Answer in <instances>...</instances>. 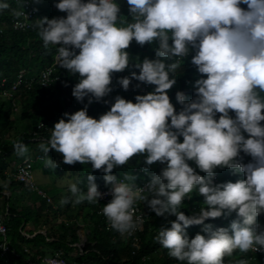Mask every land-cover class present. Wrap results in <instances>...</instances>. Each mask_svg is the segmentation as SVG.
<instances>
[{
	"label": "clouds",
	"instance_id": "9594fccd",
	"mask_svg": "<svg viewBox=\"0 0 264 264\" xmlns=\"http://www.w3.org/2000/svg\"><path fill=\"white\" fill-rule=\"evenodd\" d=\"M16 4L12 27L20 22L18 28H32L36 20L32 3L16 0ZM8 7L0 3V9ZM55 7L65 17H44L35 24L44 47L52 46L50 63L33 76L29 70L19 69L10 85L4 86L3 79L0 101L5 105L17 99L21 108L15 96L20 87L41 89L58 82L63 118L57 111L52 123L37 122L25 142L18 135H4L0 153L9 142L10 151L19 155L11 164L19 157L30 163L46 159L45 167L56 168L63 157L65 164L91 163L94 170H102L105 183L111 184L105 188L112 187V199L101 210L109 225L103 228L124 237L140 226L138 248L128 241L123 259L140 252L139 235L147 222L145 203L157 216L175 215L154 239L178 261L224 264V258L235 250L264 255V0H58ZM129 14L130 20L126 19ZM153 42L157 44L155 59L151 53L133 58L139 49L135 43ZM191 55V63L201 74L194 83L195 91L167 92L175 84L177 70ZM66 69L79 75L73 89L61 84ZM131 80L136 85L135 100L111 92L116 87L127 91ZM193 94L195 98L190 97ZM110 99L115 102L107 111ZM49 102L44 100L43 105ZM40 123L46 127L42 134L50 137L31 141L33 132L41 130ZM28 149L33 153L24 156ZM241 152L252 160L244 163ZM38 153L44 154L41 160L34 159ZM138 154H145L146 165L160 162L164 168L147 178V167L138 169V176L112 174L114 167L127 164ZM227 168L232 169L231 176ZM13 171L5 169L4 173ZM234 177L241 180L233 183ZM146 180H150L146 188L135 185ZM87 181L85 192L76 183L70 184V198L73 204L94 203L91 210L96 214V201L102 194L93 175ZM45 194L42 197L53 204L52 197ZM200 195L204 206H194L191 197ZM70 198L61 203L67 204ZM137 201L144 221L134 218ZM189 201L200 210L198 214L189 216L180 210ZM4 205L6 199L1 208ZM230 213L229 228L201 225L208 218ZM194 229L196 235L189 238L187 234ZM117 262L123 263H110Z\"/></svg>",
	"mask_w": 264,
	"mask_h": 264
},
{
	"label": "trees",
	"instance_id": "16d2710c",
	"mask_svg": "<svg viewBox=\"0 0 264 264\" xmlns=\"http://www.w3.org/2000/svg\"><path fill=\"white\" fill-rule=\"evenodd\" d=\"M30 2L32 3L31 5L34 8L36 15V20L33 22L32 28H18L17 26L13 28L11 21L13 18L16 17L15 14L18 9L16 0H0V3H7L9 5L7 9H0V83L4 79V86L10 85L12 81H14L16 73L19 69H27L29 70V75L33 76L34 73L36 74L39 71L40 67H44L45 65L50 63L51 53L53 51L52 46H49V48L47 49L44 47L43 42L38 35V29L35 27V24L37 23V20L42 19L44 17H48L49 19L54 17H65V12H61L55 7V4L58 3V0H30ZM130 18L131 17L129 14L126 19L130 20ZM117 23L119 24L120 21H117ZM135 46L139 49L134 52L133 58H135L139 54L143 55L147 53H151L153 55V59L156 58V42H153L152 44L146 43L143 46L139 45L138 43H135ZM193 55L185 59L184 64L181 66L180 69L177 70V74L173 77L175 79V84L169 90H167V92H170L173 89L182 90L183 93L189 91V89L195 91L194 83L197 79L201 78V74L198 73L197 67L191 63V57ZM58 73L60 75V71H58ZM130 75L131 73L127 76ZM78 82V74H71L68 70L63 72L61 84L67 85L68 87L73 89L75 84ZM4 86H0V89ZM114 91L118 93V96H121L124 99L130 101L135 100V97L137 96V94L135 93L136 85L133 84L132 80L127 91L123 90L122 87L112 88L111 92ZM60 92L61 86L60 83L58 84V82H56V84L54 85H50L47 88L41 89L37 86H34L32 89L20 87L15 96L19 98V101L21 103L20 119L27 120L26 124H18L17 121L10 119L9 117L11 114V109L4 107L3 104L5 103V101L1 100L0 138L6 134L11 135L12 137L18 135L17 138L25 142V139L28 137L27 134H29L28 132L31 129L35 128V124L37 122L42 121L45 124H48V122L52 123L53 115L57 111H59L60 118H63L61 107L59 105V101L57 100V97ZM171 97L175 99L174 96ZM190 97L195 98L196 95L193 94ZM29 99H32L34 103H29ZM44 100H49V104L46 106L43 105ZM114 102L115 100L110 99V102H108L105 106V108L107 107V111L110 110L111 104ZM182 107L183 106L176 109V112H179ZM219 115L220 114L217 113V119L219 118ZM244 135L247 136V133H244ZM179 139L182 142L183 138L180 137ZM1 148L2 152L0 153V194L5 188V184L7 182H10L11 192H13L14 189L20 187L24 190V195L28 194L30 200H26L24 203L19 204L18 198H13L12 196H8L5 198L9 205V217L7 220L9 227V230L7 232L8 245L11 249L15 250L17 256H14L9 253L3 256L0 255V264H28L26 261L27 257L35 261L32 264H40L38 260H35L36 254L44 255L47 254V252L51 254L56 250L64 251L66 260L72 264H78L82 261H92L96 262V264H106V261L110 263L119 260L123 261L122 264H187L186 261H178L175 258L170 257L168 255V250L163 248L154 239V237L159 231V228L161 226L169 227L170 221L176 219L175 215L157 216L155 212H146V210L148 209L146 203L144 204L143 208L145 211L144 214H148L147 222L144 225L143 231L139 235L141 240V249L137 256L127 260L122 258V254L129 248L128 241L121 237L120 233L116 232L115 230L108 229L107 231L105 228H103L105 224L91 210L95 207V204L92 202L90 203L88 201H84L80 204H77L79 208L85 207L88 211V216L94 221V227H89V232L87 234H93V237L96 242L91 243L87 240V243L85 245V247L88 249L87 254L80 256H73L70 254V251H72V247H70L68 243L78 241V235L76 233L77 226L75 223L68 222L67 224L63 221H59V223L49 226L47 234L49 235V237L52 238V240L50 241H46V237L41 233H38L32 237L25 238L21 234V231H25L27 233L33 232V230H25L27 222H30L33 227L36 228L38 227V222L40 219L42 224H45L47 226L50 219L49 212H57L52 209V204L50 202H47L44 197H42L41 195L39 196L35 192H31L30 188L14 181L11 176L4 173L5 169H8L10 171L13 170L11 169V161L14 160L16 156H12L15 151L14 149L10 151L11 145L9 142H6L5 145H3ZM37 149H39V147H37ZM4 151L6 152L5 154H3ZM241 153L247 158H243L244 163H248L252 160L251 156L243 152ZM144 157L145 154H138L133 156L127 164L123 166L114 167L112 174L116 175L118 178L123 176L125 173L138 176V169H144L147 167L148 171L145 174V177L147 178L156 174L155 172L159 174L161 169L164 168L163 166H160V162H155L151 166L146 165ZM89 169L91 173L94 172V175H91L95 177L96 184H100L102 187L111 186V184L105 183L104 172L102 170H94L91 166V163L81 164L77 162L74 165H68L63 163L62 157V162L58 163V166L54 168L53 171L61 174L62 172H64V170H68L72 172L73 176L74 172H85L86 174ZM60 178H62V176H59V179ZM65 178H69V175L65 176ZM244 178L245 177L243 174L241 179ZM241 179H237L236 177H234L233 183ZM87 182L88 181L84 178L74 181V183L77 184L81 191L84 192L85 185ZM55 187L59 188L57 183ZM40 188L45 193H47V190H49V188L46 187H44L46 189L42 187ZM59 195L60 196L58 198H61L60 193ZM51 196L53 200L56 201V194H52ZM65 197H71L69 189L67 190L66 194L62 196V199H64ZM196 200L199 203L203 204L204 197L200 195V197ZM71 202L72 201L70 198L69 202L66 204L65 207H63V209L70 210ZM188 205L190 206L188 207ZM191 206L193 205L189 201V204H181L180 210L189 216L198 214L200 210L194 209ZM231 213L222 215L218 218H208L207 220H205L204 224L201 225H211L213 229L220 227L229 228L230 223L232 221ZM65 215L67 216V219L71 218L70 214L66 213ZM75 215L76 218H78L80 214L79 212H76ZM99 226H102V230L99 229ZM192 226H189L187 229H191ZM52 227L56 229V231H53L54 233L52 232ZM61 227L63 228L62 231L59 230ZM203 234L206 235V233ZM194 235H196L195 229L189 234H187L189 238H193ZM1 241L2 236L0 235V243ZM25 246L31 251L30 254L24 252L23 248ZM155 251H158L159 255L153 258L156 255L154 253ZM141 257H144L145 260H141ZM147 259L150 260L146 261ZM240 260H246L247 264H264V255L253 253L251 251L247 253H241L239 252V250H235L232 256H226L224 258V264H238ZM145 261L146 263H144Z\"/></svg>",
	"mask_w": 264,
	"mask_h": 264
},
{
	"label": "built area",
	"instance_id": "2783aa9c",
	"mask_svg": "<svg viewBox=\"0 0 264 264\" xmlns=\"http://www.w3.org/2000/svg\"><path fill=\"white\" fill-rule=\"evenodd\" d=\"M15 26H21L20 22H16ZM38 128H40V131H35L33 132V137L30 139L31 141H47L49 138L46 137H50V136H46L44 134H42V130H45L46 127L44 126L43 123H40L38 126ZM44 157V154H36L35 156V160H41ZM9 175H11L16 181L18 182H22L24 185L28 186L29 188H31L32 190H36V192L38 194H40L41 196H46L45 192L43 190H41L35 183L34 179H33V174H32V169L30 166V160L28 158H24L22 159L19 163L16 164V168L13 172H9ZM150 182V180H146L144 183H135V185L139 188H146L148 183ZM98 187V191L101 192V197L98 198V201H96L97 203V210H96V214L97 217L105 224L106 227H109L108 222L106 220V218L101 214V210L103 208V206L105 204H107L111 199H112V195H111V188H105L102 187L100 184H96ZM145 195L147 193H144ZM47 200L49 201V198H47ZM141 202L137 201L136 204L133 207V213H134V218L135 217H142V220L144 221V217L142 215V212L140 210L139 204ZM6 205L2 206V208L0 209V234L3 237L2 243L0 244V255L3 256L7 253L12 254L14 256H17L16 252L14 249H11L8 245V241L6 239V233L9 230L8 224H7V210L5 209ZM65 223L68 224V222L66 221ZM86 224L88 226H94V221L92 219H87ZM140 228V226H139ZM139 228L137 230H135L131 235L128 234H124L123 238L126 241H130L132 246L138 248V237L136 236V232L139 230ZM99 229H101V226H99ZM21 234L27 238L29 235L21 232ZM87 243L86 237L83 236H79V240L77 242H71L68 243V245L70 247H72V251H70V254L73 256H80V255H84L87 254L88 249L85 247ZM24 252L26 253H31V251L25 246L23 248ZM132 253H135V249L132 250ZM35 260H38L40 263H46V264H72L70 262H68L66 260L65 257V253L62 250H56L55 252L51 253V254H36L35 255ZM26 261L28 264H32L35 261H33L32 259H30L29 257L26 258ZM78 264H96V262H92V261H82ZM106 264H112L106 261ZM115 264H121L120 262H117Z\"/></svg>",
	"mask_w": 264,
	"mask_h": 264
},
{
	"label": "crops",
	"instance_id": "0c3cea01",
	"mask_svg": "<svg viewBox=\"0 0 264 264\" xmlns=\"http://www.w3.org/2000/svg\"><path fill=\"white\" fill-rule=\"evenodd\" d=\"M32 153H33V151L28 149V152L24 156L31 155ZM12 156H19V155L14 153ZM10 158H13V157H10ZM51 175L52 174H49V176H47L48 184L50 183L52 185V186L51 185L49 186V190H47V194L49 195L50 198H51L52 194H56L57 198L60 196L59 193L60 194L62 193V195L64 196L67 192V189L63 188L62 186H60V188L55 187L56 183H58V178H54ZM10 186H11L10 182H7V185L5 186V188L3 189V191L0 194V209H1V204L5 203V198L2 195H5V197L13 196V198H18L19 204L24 203L26 200H30V198L28 197V194H26V195L23 194L24 190L22 188H20V187L16 188V189H14L13 192H11ZM42 188H44V187H42ZM44 189H46V188H44ZM57 198H56V201L52 199L53 200L52 209L57 212L56 216H54L55 221H52V217H51V215L55 214V213L50 211L49 212V218L50 219H49V223L47 226L49 227V226H52L53 224H57V223H59V221L64 222L66 220H69V221L71 220L70 221L71 223H75V224L77 223L76 224V226H77L76 233L78 235V240H79L80 235L85 237V233L87 231H89V229H88L89 226L86 224L87 219H89L87 216V211L85 209L79 210V208H77V211H79V214H80L78 217L79 219H77L74 212H72L71 210L63 209V207H65L66 204H62L61 203L62 200L61 199L57 200ZM60 207H61V209H60ZM66 213L71 215L70 219H67V216L65 215ZM38 223H39L38 227H36V228H34L30 222L26 223L25 230H33L32 233H27L25 231H21V232L28 234L29 235L28 237H32L38 233H41L42 235H44L46 237V241L52 240V238L49 237V235L47 234L46 225L42 224L40 219H39ZM57 230H58V228H57ZM53 231H56V229L54 227H52V232Z\"/></svg>",
	"mask_w": 264,
	"mask_h": 264
},
{
	"label": "rangeland",
	"instance_id": "374dc122",
	"mask_svg": "<svg viewBox=\"0 0 264 264\" xmlns=\"http://www.w3.org/2000/svg\"><path fill=\"white\" fill-rule=\"evenodd\" d=\"M29 103H34V101L32 99H29L28 100ZM11 106L12 109H11V119L14 120V121H17L18 124H26L27 123V120L25 119H20V104L18 102L17 99H14L13 100V103L9 104L8 102L4 105V107H9ZM61 155L58 156V158L60 157ZM240 157L244 158V159H247L245 156H242V154L240 153ZM51 160H53L54 162H56V158L55 156H50L49 157ZM21 157H19L16 162H14L13 164H11V169H14L16 168V164L19 163L21 161ZM32 159V158H31ZM46 160V159H45ZM45 160L43 162H33V163H30V166L32 168V174H33V179L34 181L37 183L36 185L39 186V187H46V188H49V186L51 185L50 183L48 184V180H47V176H49V174H52L51 176L54 177V178H58V187L60 188V186H62L63 188H66L67 190L69 189V186L70 184L74 183V181L76 180H79V179H85L87 180V176L89 174H93L94 175V172L91 173L90 169L88 172H74L73 176H72V172L68 171V170H64V172H62L61 174H59L58 172H54L53 169L54 168H49V167H45ZM165 167H166V164H163ZM228 169V175L231 176L232 175V169L230 168H227ZM50 171V172H49ZM53 171V172H52ZM69 175V178H65V176ZM59 176H62V178L59 179ZM74 178V179H73ZM96 181V180H95ZM7 185V183L5 184V186ZM13 197V196H12ZM52 197V196H51ZM53 199V198H52ZM191 202L194 206H197L198 205V201L196 199H193L191 197ZM8 203L6 201V210L8 209ZM77 204H73L72 202L70 203V210L73 211L74 213L76 212H79L77 211ZM152 212L150 210V208L148 207V209L146 210V212ZM148 215V214H147ZM54 216H56V213L55 214H52L51 217H52V221H55V218ZM79 219V218H77ZM82 220V219H81ZM67 222H70L69 220H66ZM47 228V231L49 229L48 226H46ZM59 230H63V228L61 227ZM68 235V234H67ZM87 240L91 243H95V239L93 237V234H87ZM156 255L153 257L155 258L158 254V251H155L154 252ZM47 254H49L47 252ZM122 257L123 258H126V254L123 253L122 254ZM150 259H147L146 261H148ZM146 261L144 263H146ZM40 264H46V263H40Z\"/></svg>",
	"mask_w": 264,
	"mask_h": 264
}]
</instances>
